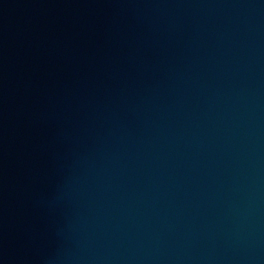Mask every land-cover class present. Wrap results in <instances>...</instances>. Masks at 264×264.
I'll return each mask as SVG.
<instances>
[{
    "label": "water",
    "instance_id": "obj_1",
    "mask_svg": "<svg viewBox=\"0 0 264 264\" xmlns=\"http://www.w3.org/2000/svg\"><path fill=\"white\" fill-rule=\"evenodd\" d=\"M0 264H264V0H0Z\"/></svg>",
    "mask_w": 264,
    "mask_h": 264
}]
</instances>
